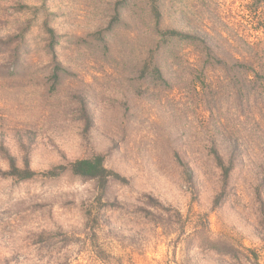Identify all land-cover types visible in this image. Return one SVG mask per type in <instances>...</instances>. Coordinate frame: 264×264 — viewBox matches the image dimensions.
<instances>
[{
  "label": "rangeland",
  "instance_id": "1",
  "mask_svg": "<svg viewBox=\"0 0 264 264\" xmlns=\"http://www.w3.org/2000/svg\"><path fill=\"white\" fill-rule=\"evenodd\" d=\"M0 264H264V0H0Z\"/></svg>",
  "mask_w": 264,
  "mask_h": 264
},
{
  "label": "trees",
  "instance_id": "2",
  "mask_svg": "<svg viewBox=\"0 0 264 264\" xmlns=\"http://www.w3.org/2000/svg\"><path fill=\"white\" fill-rule=\"evenodd\" d=\"M72 170L81 176L93 178L101 175L103 169L96 160L81 159L73 163Z\"/></svg>",
  "mask_w": 264,
  "mask_h": 264
}]
</instances>
